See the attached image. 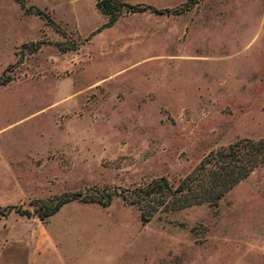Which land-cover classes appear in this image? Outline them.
I'll return each instance as SVG.
<instances>
[{
    "label": "rangeland",
    "instance_id": "1",
    "mask_svg": "<svg viewBox=\"0 0 264 264\" xmlns=\"http://www.w3.org/2000/svg\"><path fill=\"white\" fill-rule=\"evenodd\" d=\"M98 1L25 0L57 30L0 0V264H264V166L148 223L86 201L264 139V0H122L168 12L109 28Z\"/></svg>",
    "mask_w": 264,
    "mask_h": 264
},
{
    "label": "trees",
    "instance_id": "2",
    "mask_svg": "<svg viewBox=\"0 0 264 264\" xmlns=\"http://www.w3.org/2000/svg\"><path fill=\"white\" fill-rule=\"evenodd\" d=\"M15 2L20 5L25 14H33L48 22V25L59 29L38 8L25 9V0H15ZM125 8L133 13L144 10H150L156 14L168 12L166 9L157 10L149 6H132L122 0H100L96 4V9L107 19L102 28L112 26L123 14ZM261 166H264V139H241L209 152L192 172L176 185L167 178L160 177L137 188L121 190L120 193L117 190L92 191V198L86 197V201L107 206L113 197L118 196L125 203L137 208L140 220L148 223L155 217L192 206H217L226 193ZM68 202L69 200L62 196L50 200L47 206L38 209V217L41 220L50 217ZM7 214L8 212L0 216H7Z\"/></svg>",
    "mask_w": 264,
    "mask_h": 264
}]
</instances>
